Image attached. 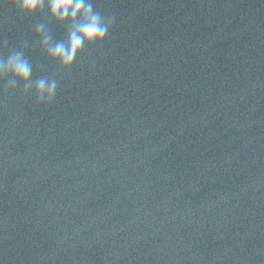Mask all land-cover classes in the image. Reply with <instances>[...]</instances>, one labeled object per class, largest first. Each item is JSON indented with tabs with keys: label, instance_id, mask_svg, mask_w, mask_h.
I'll return each mask as SVG.
<instances>
[{
	"label": "water",
	"instance_id": "1",
	"mask_svg": "<svg viewBox=\"0 0 264 264\" xmlns=\"http://www.w3.org/2000/svg\"><path fill=\"white\" fill-rule=\"evenodd\" d=\"M92 3L62 70L35 25H67L0 0V55L59 80L0 87V264H264V0Z\"/></svg>",
	"mask_w": 264,
	"mask_h": 264
},
{
	"label": "clouds",
	"instance_id": "2",
	"mask_svg": "<svg viewBox=\"0 0 264 264\" xmlns=\"http://www.w3.org/2000/svg\"><path fill=\"white\" fill-rule=\"evenodd\" d=\"M21 16H33L47 8L51 21L67 25L66 40L54 41L47 26L43 23L35 25L36 35L47 56L60 65L62 70H70L77 57L86 47L100 45L106 40L114 16L105 17L95 10L92 0H7ZM5 39L4 44L7 45ZM27 42H25V47ZM33 66L25 56L23 49L12 50L5 57L0 55V84L4 92L23 85V92L34 91L37 103L50 104L56 97L59 80L55 77L40 76L32 79ZM4 104L0 95V105Z\"/></svg>",
	"mask_w": 264,
	"mask_h": 264
}]
</instances>
